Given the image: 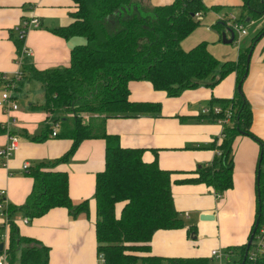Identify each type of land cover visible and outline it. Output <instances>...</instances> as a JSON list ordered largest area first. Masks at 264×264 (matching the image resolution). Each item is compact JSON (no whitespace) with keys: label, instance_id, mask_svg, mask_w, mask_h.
Returning <instances> with one entry per match:
<instances>
[{"label":"trees","instance_id":"16d2710c","mask_svg":"<svg viewBox=\"0 0 264 264\" xmlns=\"http://www.w3.org/2000/svg\"><path fill=\"white\" fill-rule=\"evenodd\" d=\"M71 21L50 31L67 40L80 36L83 41L69 50L68 65L36 69L31 56H21V78L38 82L42 101L37 107L47 114L44 130L38 137L45 139L53 124L55 137L71 140L70 148L53 161H42L29 167L32 187L23 204H6L4 213L9 222V264H47L48 248L39 241L20 236L14 215L20 213L31 220L53 207H64L69 216L87 212V201L72 205L67 193V175L55 170L65 162L78 143L84 139L105 141L103 170L95 175L94 232L99 264H207L208 258H167L146 254L152 234L159 229L185 226L184 217L176 211L170 192V174L158 168L155 158L141 160L140 148L120 147L114 135L105 133L106 119L135 117L142 113L158 114V103L128 100L129 81H148L154 90L168 97L198 86L212 87L230 72L236 75L232 97L212 99L208 111L201 116L217 121L230 113L222 124L220 141L210 143L216 151L207 163L194 169L195 177L180 183H204L220 196L232 185L231 144L235 136L246 135L259 146V176L256 183L254 222L263 220L264 211V148L250 131L251 109L240 85L247 71L246 55L264 33V24L238 49L235 60H218L201 41L188 50L180 42L198 26L196 14L217 11L220 6L207 7L202 0H171L167 4L148 6L142 0H72ZM241 13L219 20L213 25L220 31L231 29L226 22L244 23L259 20L264 14V0H240ZM248 21L245 22V19ZM17 58L22 54L24 38L14 29ZM234 40V39H233ZM15 89V88H14ZM220 108L213 113L211 104ZM6 128L0 125V133ZM218 138V137H217ZM1 163L3 160H0ZM120 209L116 213L117 206ZM260 206V208H258ZM191 238L194 225L187 226ZM247 240V239H246ZM246 242L230 249L235 258L231 264H264V253L249 261L243 259ZM250 246V245H249Z\"/></svg>","mask_w":264,"mask_h":264},{"label":"crops","instance_id":"0c3cea01","mask_svg":"<svg viewBox=\"0 0 264 264\" xmlns=\"http://www.w3.org/2000/svg\"><path fill=\"white\" fill-rule=\"evenodd\" d=\"M170 1L145 2L157 6ZM202 1L207 7H221L217 11L210 10L217 22L235 17L240 5V0ZM73 10L72 0H0V78L3 74L13 78L19 70L13 28L33 16L38 19V27L28 30L23 40L31 53L33 66L38 70L67 66L69 50L80 43L79 36L65 40L50 29L67 25ZM263 23L264 14L259 20L247 23L248 29L242 26L245 33L235 51L225 55L222 50L218 60H235L238 49L247 45V36L254 34ZM219 32H224L229 38L226 27L216 30L217 39ZM187 37L180 42L183 50L201 42L196 39L186 44ZM31 82L20 84L18 90V82L14 84L15 89L8 88L12 101L17 105L13 109L2 103L6 87L0 80V125L6 128L0 133V148L9 143V136L17 138V148L11 157L5 165L0 161V194L4 195L6 204L14 206L23 204L31 190L32 178L26 170L39 162L59 158L71 145L70 139L49 133L45 139H32L44 130L47 114L34 107L42 101V90L40 85L33 86ZM235 82L236 75L230 72L212 87L198 86L168 97L164 91L154 90L148 81H129L128 100L158 103V114L142 113L135 117L106 119L105 133L116 136L120 147L142 149L143 162H151L155 158L158 168L169 172L173 205L185 220L182 228L156 230L148 242L149 252L146 254L167 258H208L211 248L228 249L246 242L255 214L256 171L260 154L256 141L246 135L234 137L231 144L232 185L220 196H216L204 183L179 182L195 177L194 169L209 162L216 154L210 143L213 140L219 143L217 137L221 126L201 114L210 106V100L232 97ZM240 89L251 109L250 131L264 148V33L252 47ZM19 90L20 94L17 93ZM211 106L217 107L215 102ZM104 148L105 141L101 138L84 139L65 162L54 167L67 175L71 204L87 201L86 213L70 217L66 208L53 207L25 224L21 222L23 216L20 213L14 215L20 236L35 239L48 248L47 264L100 263L94 232L93 190L95 175L103 170ZM23 165H26L25 169ZM119 209L120 205L116 213ZM204 214L213 218L201 220L199 217ZM189 224L196 228L193 238L187 234ZM0 235H9V226H3L1 221Z\"/></svg>","mask_w":264,"mask_h":264},{"label":"built area","instance_id":"2783aa9c","mask_svg":"<svg viewBox=\"0 0 264 264\" xmlns=\"http://www.w3.org/2000/svg\"><path fill=\"white\" fill-rule=\"evenodd\" d=\"M200 14H196V17L198 18ZM232 21L234 20L233 16L229 17ZM227 25L230 26V28L234 31V38L236 36V42L238 44V39L245 33L244 29L242 28V25L239 23H230L227 22ZM38 27V19L36 16H33L28 19H24L20 24L15 26L14 29H16L19 34L20 38H24L26 32L30 29ZM21 56H31L30 51L23 46L22 47V54L20 55V58H17V62L20 66L21 63ZM21 73L20 69L15 73L13 78H9L6 76V74H3L0 78V80L3 82V84L6 87L5 93L2 94V103L5 106H12L13 109L17 108V105L15 102L12 101V95L8 91V88L13 90L15 88V85L17 82L20 81ZM10 90V91H11ZM220 108L214 107L212 108L213 113H218ZM208 109H204L202 113H206ZM230 113L227 111L224 112V117L221 119H217V123L220 124L222 128V124L228 122ZM57 131V125L53 124L51 128L50 135L54 136ZM221 131V130H220ZM218 139L220 140V133L218 136ZM17 148V138L16 136H9V143L3 147L0 148V160L2 161V164L5 165V161L11 157L13 152ZM26 165H23V168L25 169ZM2 195V193L0 194ZM5 210V202L0 200V221L3 226H9L7 214L4 213ZM29 219L26 217H22L21 222L22 223H28ZM0 241L3 242V250L0 252V264H9L8 263V257H7V247H8V237H4L3 235H0ZM250 246L248 247L246 251L245 258H247L249 261H253L256 259V257L260 254L264 253V211H263V220L259 223L257 222V225L255 227V230L252 234V238L250 241ZM250 247H252L250 249ZM208 263L207 264H231L233 258V252L230 249H222V248H211L208 252ZM100 262H102V258L100 257Z\"/></svg>","mask_w":264,"mask_h":264},{"label":"rangeland","instance_id":"374dc122","mask_svg":"<svg viewBox=\"0 0 264 264\" xmlns=\"http://www.w3.org/2000/svg\"><path fill=\"white\" fill-rule=\"evenodd\" d=\"M142 1H143V4L150 6L149 4H147L145 2L146 0H142ZM235 11H236V9H235ZM240 13H241V8L239 7L238 12L236 14L239 15ZM198 20H199L198 26H196L192 30L191 34H189V36L187 37V39L185 41L186 44L193 43V40L196 41V39H197V42L204 41L206 43L207 50L210 53L216 54L215 58H217V59L221 57L220 55L222 54V50H223V54H225V55L230 54L231 52L235 51V49L237 47L236 36H235L234 41H232L230 44H222L221 43L220 32H219V38L217 39L216 28L213 27V25L215 23H217V21L215 18V14L213 12H211L208 9L204 13H201V16L200 15L198 16ZM263 24H261L260 26H262ZM244 27L248 29L249 26L247 23H244ZM248 33L250 35L251 32L248 30ZM247 37L249 40L250 37L249 36H247ZM77 38L80 40V43L83 41L82 37L79 36ZM240 38L238 39V44L240 43ZM216 40H218V42ZM197 42H195V43H197ZM192 46H193V44H192ZM32 84H33V86H39V84L35 81H33ZM20 90H21V88H20ZM20 90L17 91L18 94H20ZM37 90H40V88L37 87ZM21 93H23V90L21 91ZM251 248L252 247H250V249ZM222 249H225V248H222ZM235 257H236L235 254H233V258H235Z\"/></svg>","mask_w":264,"mask_h":264},{"label":"water","instance_id":"95a60500","mask_svg":"<svg viewBox=\"0 0 264 264\" xmlns=\"http://www.w3.org/2000/svg\"><path fill=\"white\" fill-rule=\"evenodd\" d=\"M248 21V18L247 19H245V22H247ZM228 32H229V38H227L226 36H225V33L224 32H222L220 35H221V42L222 43H231L232 41H233V38H234V31L232 30V29H228ZM254 45V44H253ZM253 45L251 46V48H250V50L248 51V53H247V55H246V63H248V59H249V57H250V53H251V50H252V47H253ZM260 160H261V158H260V156H259V158H258V166H257V171H256V183H257V181H258V176H259V163H260ZM256 195H258V191H256ZM258 208H260V206L258 207ZM201 220H211L212 218H213V216L212 215H207V214H204V215H201L200 217H199ZM256 225H257V220H255V222H254V226H253V229L251 230V233H250V235H249V237L247 238V240H246V246H245V251H244V254H243V258H242V262H243V259L245 258V255H246V251H247V249H248V247H249V244H250V241H251V238H252V234H253V232H254V230H255V227H256ZM3 250V242H0V252Z\"/></svg>","mask_w":264,"mask_h":264}]
</instances>
